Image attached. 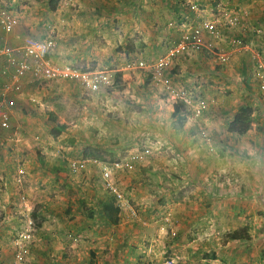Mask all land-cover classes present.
<instances>
[{
  "label": "crops",
  "instance_id": "crops-1",
  "mask_svg": "<svg viewBox=\"0 0 264 264\" xmlns=\"http://www.w3.org/2000/svg\"><path fill=\"white\" fill-rule=\"evenodd\" d=\"M200 1L205 18L218 8L246 12L244 29L225 33L227 42L241 37L245 45L229 47L225 65L203 54L175 61L176 86L187 91L191 105L179 107L168 138L153 133L173 156L151 153L117 176L126 196L118 225L102 212L112 195L100 169L89 163L75 174L71 164L137 155L139 131L148 136L151 130L150 112L138 121L125 108L107 115L101 95L76 82L39 84L26 77L22 92L12 95L11 129L0 128L6 162L0 171V241L24 224L18 213L33 209L35 264L53 257L61 264H264V105L252 70L254 56L264 58V35L254 32L264 28V0ZM0 6L19 19L12 33L0 31V47L53 35L55 62L88 71L113 68L121 76L136 61L135 51L137 60L165 51L166 38H177L195 17L177 0H75L72 7L64 0H0ZM5 65L0 59V71ZM5 81L0 77V88ZM201 103L206 109L196 117L193 107ZM244 106L253 108L250 128L232 133L230 124ZM20 166L26 171L22 186L16 183ZM10 182L13 188H7ZM17 187L26 188V205L17 201ZM243 228L248 238L227 237Z\"/></svg>",
  "mask_w": 264,
  "mask_h": 264
},
{
  "label": "built area",
  "instance_id": "built-area-1",
  "mask_svg": "<svg viewBox=\"0 0 264 264\" xmlns=\"http://www.w3.org/2000/svg\"><path fill=\"white\" fill-rule=\"evenodd\" d=\"M181 7L187 9L193 16L188 18V26L182 30L181 35L170 41L164 55L156 61L148 63L142 60L128 62L124 70H143L152 78L155 85L162 87L173 101H180L183 104L191 105L187 91L174 85L172 79L167 75V71L172 66L173 61L186 55L204 54L211 56L216 63L225 65L230 59L229 47L233 50L243 47V39L231 37L226 40V31L244 29V17L246 12L239 11L230 13L223 8L212 11L210 18H205V7L199 0H177ZM68 6L73 0H64ZM19 19L8 9L0 6V31L10 34L18 26ZM258 36H263L264 29L261 27L254 29ZM52 34V31H51ZM228 45V46H227ZM56 48V40L53 35L45 39L25 37L19 47H0V59L6 62L5 67L0 71V77L6 79L0 88V128L11 129L12 111L15 108V99L12 95L20 94L23 82L30 76L32 82L45 84L60 81H72L79 84L83 89L94 94H101L105 89L114 83L115 75L110 70L88 71L70 64H59L51 58L53 50ZM253 75L258 82L259 92L264 95V58L262 55L254 56ZM206 109L204 103L193 107L196 117H199ZM207 138L206 133H202ZM151 150L146 147L137 155L118 160L112 163H105L98 159L79 160L71 164L73 173H79L87 169V165L92 163L101 171V179L106 191L115 196L117 203L123 207L126 205V196L118 184L117 176L122 172H131L139 164L146 162L150 157ZM26 171L20 166L16 183L19 186L24 184ZM27 201L23 198V204ZM34 221L29 217L26 226L14 241L15 264H25L30 253V245L35 242ZM163 264H176L173 259L165 261ZM212 264V263H211Z\"/></svg>",
  "mask_w": 264,
  "mask_h": 264
},
{
  "label": "rangeland",
  "instance_id": "rangeland-1",
  "mask_svg": "<svg viewBox=\"0 0 264 264\" xmlns=\"http://www.w3.org/2000/svg\"><path fill=\"white\" fill-rule=\"evenodd\" d=\"M73 2H75V0H73ZM73 2H71L69 5L71 6L73 4ZM200 3H201V1H200ZM201 4L203 5V3H201ZM72 9H75V8H72ZM186 11H188V10L186 9ZM227 11L230 13H237V12L241 11V9H237L234 12H231L228 9H227ZM261 28L264 29L263 27H261ZM172 39H175V38L174 37L169 38V39L166 38L165 44H164L165 45V51L162 50L161 52H157V53L151 52L150 53L151 57L143 58L142 61H145L148 63H152L153 61H156L159 57H161L162 55L165 54L167 48L169 47L170 41ZM116 51L118 52V54L123 53L122 48H117ZM139 54H140L139 51H135L133 53V55H136V57H134L136 59H134V60L137 61V55H139ZM192 56H194V55H186V56H182V57H192ZM145 57H146V53H145ZM118 58L120 59V56ZM207 59H209V58L207 57ZM176 60L177 59H175L173 61L172 66L167 71V75L172 79L174 85H177V80H176L177 74L175 73V66H176L175 61ZM209 60H213V59H209ZM130 61H133V60H130ZM124 67H123V69H124ZM102 70H113L112 72L115 74V82L113 83V85L111 87L105 89L100 94L101 100L103 101V102H101V105H100V107L102 109V113H103V111H107L106 112L107 115H113V112H114L113 109H116V108L130 109L134 113V116H132L131 119L136 118L135 120L138 121V120H141V113H147L146 111H149L150 112L149 118L151 119V123H150L151 124V127H150L151 130L148 131V133H149L148 136H145V134L142 135L140 133V131L138 133V137L134 136V137H137V140H138L136 142L135 151L137 153H139L145 149L144 146L148 145V146H150L149 148L151 150V153L164 152V154L173 156V152L171 150H167L165 148V146H162L163 142H160L158 140L159 139L158 136L161 137V135H162V136H166L168 138L170 134H173V130L171 129V124L176 123V125H177V121L172 120L173 119V113H174L173 111L175 110L176 106H178V107L183 106V103L180 101L177 102V101L171 100L168 93L166 91H164L162 87L155 85V83L152 80L149 82L148 81L149 80L148 73H146L143 70H135V71L124 70L125 72H123V73H127V74H123V76H121L122 73L118 72L116 69H113V68H107V69H102ZM220 73H222V70L220 71ZM134 74L141 75V77L137 78L136 76H134ZM117 75L118 76L120 75V77L117 78ZM147 82H149V83H147ZM181 89H183V88H181ZM183 90H185V89H183ZM87 98L90 99L88 96H87ZM261 101H263V105H264V96L263 95L260 96V102ZM137 117H139V118H137ZM109 118H112V116H110ZM113 118H116V117H113ZM119 119H122V118H119ZM136 132L137 131H135V135H137ZM155 132H157L156 135H158V136L153 134ZM0 136H2V135L0 134ZM133 139H135V138H133ZM2 140H3V138L1 137L0 142ZM158 143H160V146H156V144H158ZM1 148H2V150L5 149L4 145H2ZM1 152L2 151L0 149V171L4 170V166H6L5 165L6 162L4 161V155ZM11 152L12 151H10V153ZM20 164H24L23 161ZM7 165L12 166V163L9 164V162H8ZM15 169L16 168H13L12 171H15ZM167 179L171 180L172 178H171V176L170 177L168 176ZM43 182H40V183H43ZM10 185L11 186L10 187L7 186V188H13V184H11V182H10ZM26 185H27V183H26ZM4 188H6V187H4ZM16 192H18V195L16 196V199L18 198L17 201L23 202V198L26 199V201L28 200V194H27L26 188L23 189L22 187L21 188L17 187ZM32 212H34L33 209H32ZM32 212L31 213H30V211L25 212L24 214L18 213L17 215H19L20 218L23 217L22 219H24V221H23L24 224L22 223L23 225L19 226L18 229H12V232L2 234L5 237L1 236L2 241H0V264H15L14 241L18 238L19 234L22 232V230L26 226L27 219L29 217L35 223L34 234H35V236H37V233H38V222L37 221L38 220L35 221V219L31 216ZM33 245H35V242ZM33 245H30L31 249H32ZM31 249H30V253L27 256V261L25 264H35L37 262V259L32 257V255H31ZM89 249H90V247L86 248L84 250H86V252L88 253ZM80 262L82 263L83 260H81ZM38 264H61V260H55L54 257L52 259L41 258L38 260Z\"/></svg>",
  "mask_w": 264,
  "mask_h": 264
},
{
  "label": "trees",
  "instance_id": "trees-1",
  "mask_svg": "<svg viewBox=\"0 0 264 264\" xmlns=\"http://www.w3.org/2000/svg\"><path fill=\"white\" fill-rule=\"evenodd\" d=\"M152 80L149 77V82ZM147 82V83H149ZM177 106L175 107V112L173 113V118H177ZM253 108L251 106H244L240 109L239 113L236 115L233 122L230 124V132L236 133L239 135L246 134L250 128L252 122ZM60 133V132H59ZM102 212L109 223L113 225H118L121 222L120 219V205L117 203L115 196L112 195L104 204H102ZM231 240H239L248 238V229L243 228L236 230L227 235Z\"/></svg>",
  "mask_w": 264,
  "mask_h": 264
}]
</instances>
